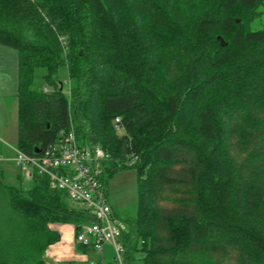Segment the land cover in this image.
<instances>
[{
  "label": "trees",
  "instance_id": "16d2710c",
  "mask_svg": "<svg viewBox=\"0 0 264 264\" xmlns=\"http://www.w3.org/2000/svg\"><path fill=\"white\" fill-rule=\"evenodd\" d=\"M0 44L18 52V150L72 127L108 154L104 185L105 171L134 168L123 264H264V0H0ZM36 66L53 91L31 87ZM31 178L26 190L0 179V264H49L52 225L93 221Z\"/></svg>",
  "mask_w": 264,
  "mask_h": 264
},
{
  "label": "built area",
  "instance_id": "2783aa9c",
  "mask_svg": "<svg viewBox=\"0 0 264 264\" xmlns=\"http://www.w3.org/2000/svg\"><path fill=\"white\" fill-rule=\"evenodd\" d=\"M114 121L117 123L118 118ZM115 124V129H118ZM14 162L30 176L39 174L47 178L52 188L66 191L68 198L86 209L93 221L83 223L74 240L83 246L100 250L104 242L110 244L114 260L123 264L124 224L112 215L101 179V161L108 154L100 148L81 147L72 127L59 132L56 140L36 155L29 156L16 149ZM28 166V170L25 168Z\"/></svg>",
  "mask_w": 264,
  "mask_h": 264
},
{
  "label": "rangeland",
  "instance_id": "374dc122",
  "mask_svg": "<svg viewBox=\"0 0 264 264\" xmlns=\"http://www.w3.org/2000/svg\"><path fill=\"white\" fill-rule=\"evenodd\" d=\"M257 24V21L254 23ZM166 63V62H165ZM171 65L166 64V70H171L174 74L178 73L176 70L171 69ZM46 73L45 69L41 66H36L32 71V80L31 87L33 89L43 90L44 88L51 92L54 89V85L48 81L44 74ZM56 79L60 84L61 93L68 97L69 95V84H68V76L67 69L65 66L61 65L57 68L56 71ZM14 105V103H12ZM3 137L6 138V144L2 145L3 149L5 148V154L7 159L11 160H0V179L1 181L9 186H16L23 190L29 189L32 186V178L27 175L26 171L22 169L20 166H17L14 162L16 157L15 148L10 151L9 144H17L16 137L18 134L17 124H7L2 125ZM10 134V135H9ZM6 135V136H5ZM15 137V139H14ZM12 139V141H11ZM11 141V142H9ZM8 147H6V146ZM242 142L238 140L237 137H232L230 140V144L226 146V150L233 155V157H240L242 151L240 148L243 146ZM4 155V154H3ZM0 157L3 156L0 154ZM28 170V166H25ZM103 177H105V195L108 201V204L111 208L112 215L117 217L118 219H126L131 217L134 214L137 202V178L136 172L133 167H125L121 169H117L113 171L110 175L107 176V172L103 173ZM9 218V210L4 204V201L0 198V225L5 223ZM73 227V226H72ZM75 241V240H74ZM104 246L98 251L99 256L104 258V260H110L114 257V252L112 246H110L107 242L103 243ZM46 262L49 264H55L50 257L47 255L44 257Z\"/></svg>",
  "mask_w": 264,
  "mask_h": 264
},
{
  "label": "crops",
  "instance_id": "0c3cea01",
  "mask_svg": "<svg viewBox=\"0 0 264 264\" xmlns=\"http://www.w3.org/2000/svg\"><path fill=\"white\" fill-rule=\"evenodd\" d=\"M17 92L18 52L13 47L0 44V154L3 156V158L0 157V160H11L12 162L13 159L4 157L6 154L2 145L6 144L7 140L3 137L2 125L7 124L6 127H8V125L17 124L18 122ZM9 146L10 148L6 147L10 151L13 148L17 149L14 144H9ZM51 227L58 231L59 240L50 244L43 256L47 255L55 264H118L114 257L110 260H104L99 256L97 250L83 251L80 249V246L74 241V229L71 224H54ZM103 246L104 244L102 248Z\"/></svg>",
  "mask_w": 264,
  "mask_h": 264
},
{
  "label": "water",
  "instance_id": "95a60500",
  "mask_svg": "<svg viewBox=\"0 0 264 264\" xmlns=\"http://www.w3.org/2000/svg\"><path fill=\"white\" fill-rule=\"evenodd\" d=\"M217 38H218V39L221 41V43L223 44V41L221 40V38H220L219 36H218ZM35 151H36V152H38V151H39V149H38V148H36V149H35Z\"/></svg>",
  "mask_w": 264,
  "mask_h": 264
}]
</instances>
